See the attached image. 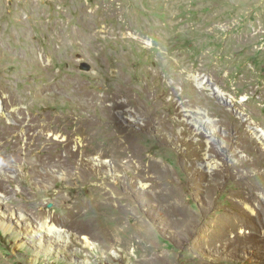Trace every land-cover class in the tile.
<instances>
[{"label":"rangeland","instance_id":"1","mask_svg":"<svg viewBox=\"0 0 264 264\" xmlns=\"http://www.w3.org/2000/svg\"><path fill=\"white\" fill-rule=\"evenodd\" d=\"M0 195V264H264V0H0Z\"/></svg>","mask_w":264,"mask_h":264},{"label":"bare ground","instance_id":"2","mask_svg":"<svg viewBox=\"0 0 264 264\" xmlns=\"http://www.w3.org/2000/svg\"><path fill=\"white\" fill-rule=\"evenodd\" d=\"M189 77L194 81L195 85L198 87H203L204 84H206V88L210 89L212 91V93L216 96H219L221 98V90L218 89V87H216L215 85H213L209 79H207V77L202 76L201 78H199V76L197 74H191L189 75ZM199 112H201L199 114ZM197 112V119H199L201 122H205L210 124L211 120L208 119L206 117V114L202 111ZM255 132L257 133V135L262 136L263 131L256 128ZM212 163V162H211ZM207 168H212L215 167V163L213 165H211L209 162L206 164ZM1 195H0V204L2 203V199H1ZM15 214L14 210L10 211V216H13ZM9 215H5L3 214L0 217V229L5 232L7 231L9 228H11V224H9L8 218ZM37 224L35 225L36 229V233L38 234V236L45 235V236H50L52 239H56L57 241H67V237L68 235L65 233L66 229L62 226L59 225L58 223L52 222L50 219L48 218H44L41 219L40 221L36 222ZM262 224H264V221L261 222ZM240 232L246 233L247 230L242 228L240 230ZM85 243H88L87 239L85 237L82 238Z\"/></svg>","mask_w":264,"mask_h":264},{"label":"water","instance_id":"3","mask_svg":"<svg viewBox=\"0 0 264 264\" xmlns=\"http://www.w3.org/2000/svg\"><path fill=\"white\" fill-rule=\"evenodd\" d=\"M81 68H82V70H84V71H88V70H90V66H89L88 63H83V64L81 65Z\"/></svg>","mask_w":264,"mask_h":264}]
</instances>
